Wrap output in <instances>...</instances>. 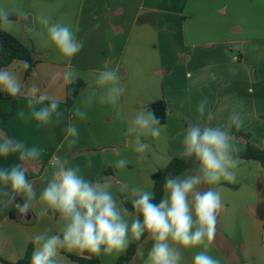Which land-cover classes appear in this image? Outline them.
<instances>
[{"label":"crops","instance_id":"crops-1","mask_svg":"<svg viewBox=\"0 0 264 264\" xmlns=\"http://www.w3.org/2000/svg\"><path fill=\"white\" fill-rule=\"evenodd\" d=\"M254 1L261 6L257 13L250 7L241 12L238 0H0V7H19L26 14H13L14 26L6 32L39 56L34 77L26 76L23 60L15 59L6 67L18 74L25 94L36 86L40 94L61 100L66 116L60 126L37 127L34 121L17 119L19 110L27 111L26 99L17 97L15 112L6 122L9 135L44 148L42 159L28 172L38 192L53 176L57 156L79 164L86 178L109 183L114 195L125 183L151 191L152 173L164 168L169 157H176L183 139L180 133L197 119L196 106L205 98L213 117L205 116L202 123L218 126L234 108L242 110L247 118L239 131L248 133L254 146L264 148V141H255L264 136V0ZM40 14L78 29V39L84 42L81 52L64 59L54 46L41 47L35 36L46 32L37 20ZM96 24L100 27L93 30ZM232 46L239 48L238 56L232 54ZM105 68L117 71L124 91L113 106L100 103L97 90L87 118L81 120L76 109H84L95 76ZM68 70L86 82L70 107L63 81ZM159 99L167 106L166 120L159 125L161 135L141 137L150 147L144 154L136 153L135 138L127 128L140 109ZM1 107L10 111L12 100L1 101ZM67 124L81 133L71 150L62 131ZM239 131L234 128L233 135L237 137ZM236 146L243 148L238 140ZM89 158L94 161L92 169L84 168ZM122 158L129 163L116 169L115 162ZM13 162H18L17 157L0 160V166ZM191 171L194 168L181 174ZM236 172L234 184L202 186L219 191L223 203L210 254L221 264H264V167L239 159ZM12 208L16 209H0V259L9 262L23 257L29 244L34 248V236L45 227L52 233L62 227L58 215L38 217L39 203L34 202L26 215L17 210L15 218L10 216ZM152 243L147 236L129 264H145ZM183 251L182 264H192L195 250ZM59 260L78 264L62 253Z\"/></svg>","mask_w":264,"mask_h":264},{"label":"clouds","instance_id":"clouds-1","mask_svg":"<svg viewBox=\"0 0 264 264\" xmlns=\"http://www.w3.org/2000/svg\"><path fill=\"white\" fill-rule=\"evenodd\" d=\"M13 14L25 16L19 7L8 9L0 7V28L11 31ZM46 32H36L41 47L54 46L64 59L78 55L84 42L78 39L77 30L63 22H53L48 15L37 17ZM100 25H94L93 30ZM24 70L30 65L21 61ZM117 71L105 68L95 76V87L91 90L84 109L77 108L81 120L87 118V108L93 103L99 90L102 104L117 105L124 89L119 86ZM77 80L74 70L63 73L66 85H73ZM18 74L10 67L0 68V91L10 97H24L27 111L17 112V119L34 121L37 127L60 126L66 119L60 109L61 100L40 94V89L32 86L25 94ZM76 91L73 87L65 90L67 96ZM198 117L187 123L180 135L181 148L176 157L190 161L194 171L187 175L164 177V195L155 202L154 190L130 187L123 184L116 195L110 190L111 185L100 179L95 181L82 174L79 164H73L68 157L57 156L54 161L55 172L45 186L39 190L28 179L31 164L40 161L44 148L9 135L0 129V160L17 157L18 162L0 166V209L15 207L26 215L34 202L41 208L37 213L43 219L57 216L62 227L52 233L45 227L34 236L35 247L30 264H60L62 251L76 252L82 259L91 260L102 253H119L130 246L131 238L139 241L148 234L153 242L148 250L145 264H182L183 250H195L192 264H221L210 254L212 241L216 236L218 216L223 208L222 197L213 186L221 181L237 182L239 149L233 129L239 131L245 125L247 113L233 109L221 125L202 123L205 116L211 120L213 113L208 100H201L196 106ZM70 119V117H69ZM160 119L150 108H142L131 120L127 134L134 136V151L144 154L149 149L141 137L159 138L161 135ZM64 141L69 150L80 142V130L73 124L62 128ZM264 143V142H262ZM129 163L126 159L115 162L116 169H124ZM93 159L89 158L84 168L92 169ZM130 200L132 211L124 205ZM126 216L132 217L131 223ZM197 249H199L197 251ZM88 253L89 255H84Z\"/></svg>","mask_w":264,"mask_h":264},{"label":"trees","instance_id":"trees-1","mask_svg":"<svg viewBox=\"0 0 264 264\" xmlns=\"http://www.w3.org/2000/svg\"><path fill=\"white\" fill-rule=\"evenodd\" d=\"M19 59L23 61H27L30 67L25 70L26 76L34 77L35 73V65L39 62V56L35 53L34 50L28 48L24 43L19 41L17 38L7 33L6 31L0 29V68L6 67L13 60ZM86 82L81 79H77L73 85H66V88L73 87L76 91L71 95H66V105L70 107L76 100L77 96L84 90ZM16 98L10 97L6 95L4 92L0 91V129L6 130V122L7 120L14 114L15 112V102ZM10 99L12 100V108L10 111H4L1 107V101ZM147 108H150L155 115L160 119V124H163L166 120L167 115V106L163 99H159L151 102L146 105ZM9 134V133H8ZM250 135L248 133H244L243 131H239L237 135V140L243 144V148L239 149L238 159L245 161H256L260 163L262 167H264V148H260L254 146L249 141ZM194 166L190 161H184L177 157H169L168 164L161 169H158L151 175L152 179V190L155 192V202H159L160 198L164 195L163 192V183L164 177L169 173L173 175H180L186 170L193 169ZM124 207H126L129 211H132V205L128 201ZM17 209L12 208L10 210V216L15 218V214ZM28 223V222H26ZM148 236L145 233V236L141 237L139 241L133 239L130 242V246L126 249L123 255H120L115 262L111 264H129L132 259L138 245ZM33 245L29 244L26 248V251L20 259L15 262H8L3 259H0V264H30V259L33 251ZM62 254L66 255L70 260L78 263V264H103L99 257L93 256L91 260L82 259L80 255L76 252H67L62 251ZM84 255H89L85 253Z\"/></svg>","mask_w":264,"mask_h":264},{"label":"rangeland","instance_id":"rangeland-1","mask_svg":"<svg viewBox=\"0 0 264 264\" xmlns=\"http://www.w3.org/2000/svg\"><path fill=\"white\" fill-rule=\"evenodd\" d=\"M239 1V7H240V9H241V12H243V9H245V8H247V7H250V9H254L255 11H256V13L258 12V10L261 8V6H260V4L257 2L256 3V1H254V0H238ZM256 26H259L260 27V25H259V23H256L255 24ZM262 26H264V24H262ZM261 26V27H262ZM232 50H233V55H235V56H238L237 55V50H239V48H236V47H234V46H232ZM167 71V69L165 70V72ZM251 136H250V139H249V141H250V143L251 144H253L252 142H251ZM255 141L256 142H262V141H264V136H261V137H255ZM113 192V191H112ZM126 219H128L129 220V223H131V217H128V216H126ZM217 240V239H216ZM130 241L132 242L133 241V239L131 238V235H130ZM218 241H219V239H218ZM125 251H126V249L124 250V251H122V252H119V253H113V254H111V255H106V254H101L100 256H99V259H100V261L103 263V264H111V263H113V262H115V260L120 256V255H123L124 253H125ZM9 262V261H8Z\"/></svg>","mask_w":264,"mask_h":264}]
</instances>
